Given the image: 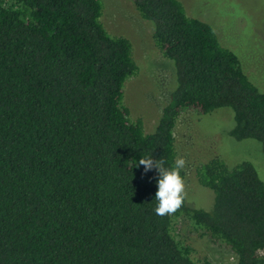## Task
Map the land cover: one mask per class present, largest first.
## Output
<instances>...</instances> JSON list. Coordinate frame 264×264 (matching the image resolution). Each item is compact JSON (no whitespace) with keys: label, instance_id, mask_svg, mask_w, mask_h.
Here are the masks:
<instances>
[{"label":"trees","instance_id":"obj_1","mask_svg":"<svg viewBox=\"0 0 264 264\" xmlns=\"http://www.w3.org/2000/svg\"><path fill=\"white\" fill-rule=\"evenodd\" d=\"M131 1L174 63L150 133L122 104L137 65L130 41L102 26L98 0H0V264H209L177 238L182 219L233 264H264V182L250 163L209 160L197 179L212 210L184 202L163 217L157 171L136 167L151 154L174 163L182 110H231L229 136L264 156V93L178 0Z\"/></svg>","mask_w":264,"mask_h":264},{"label":"rangeland","instance_id":"obj_2","mask_svg":"<svg viewBox=\"0 0 264 264\" xmlns=\"http://www.w3.org/2000/svg\"><path fill=\"white\" fill-rule=\"evenodd\" d=\"M100 22L110 36H123L132 46L137 71L122 87V104L131 120L141 119L145 133L156 126L162 108L175 86L174 63L163 56L153 39L154 26L141 18L131 0H98ZM189 18L209 25L222 47L233 52L250 82L264 93V0H178ZM233 112L226 108L209 114L182 110L174 129L177 157H185L187 198L192 209L211 211L214 194L198 183L197 169L218 158L232 168L250 163L264 182V156L254 140L236 141L229 136ZM179 240L192 249L195 260L209 264H233L235 257L224 245L201 236L180 220Z\"/></svg>","mask_w":264,"mask_h":264},{"label":"clouds","instance_id":"obj_3","mask_svg":"<svg viewBox=\"0 0 264 264\" xmlns=\"http://www.w3.org/2000/svg\"><path fill=\"white\" fill-rule=\"evenodd\" d=\"M166 164L165 159H155L152 154L142 157L136 164V167L143 166L145 173L153 169L158 173L155 213L161 217L175 214L187 198L186 180L181 175L188 164L186 158L177 157L169 167Z\"/></svg>","mask_w":264,"mask_h":264}]
</instances>
